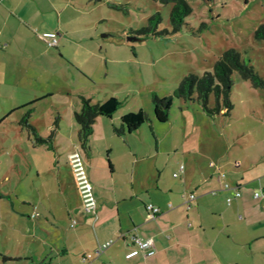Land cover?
Listing matches in <instances>:
<instances>
[{"label": "rangeland", "instance_id": "1", "mask_svg": "<svg viewBox=\"0 0 264 264\" xmlns=\"http://www.w3.org/2000/svg\"><path fill=\"white\" fill-rule=\"evenodd\" d=\"M188 1L193 7V13L187 19L189 25L176 34L140 41L133 39L136 35L129 34L131 29L147 25L148 18L156 12L163 16L159 28L171 27V4L154 0L60 2L59 12L62 13V6H66L63 17L67 37L64 43L61 38L60 51L54 48L50 51L61 52L63 60L55 62L57 65L51 61L54 73L49 76L35 62L31 92L9 94L3 91L0 94V121L11 113L0 124V264H69V258L55 260V253L50 252L60 244V234L72 230L68 217L57 221L54 215L43 210H36L40 214L36 216L34 208L26 201L37 197V188L42 191L45 187L43 199L46 204H52L57 217L65 214L68 192L62 194L57 181L53 185L49 176L57 173L55 151L63 153V149L70 145V139L77 137L79 126L74 112L82 107L80 96L90 97L94 103L104 102L112 96L122 102L111 118L101 116L98 119L99 135L94 140V150L96 155L106 158L107 147H112L113 157L123 169V175L129 168V164H124V152H130L133 147L143 158L139 168L147 187V202L155 201L158 196L167 203L171 201L172 193L178 197V200H172V204L181 203L179 206L186 210L182 197L188 193L185 183L193 177L199 183L203 182V176L211 169L208 167L211 159L216 160L228 152L239 156L257 153L256 137L263 133L261 123L247 115L252 114L253 107L263 114V99L257 92L264 90L252 89L250 82L242 80L238 72L233 74L231 92L234 119L212 117L198 103L176 97L169 119L162 122L156 117L153 94L160 97L172 95L186 75L213 70L215 61L229 48H236L245 59H251L264 76V40H258L254 35L255 30L264 24V0ZM42 3L44 8L50 7L46 0ZM86 20L90 23L88 27L82 25ZM56 22L50 14L46 24L41 26L51 27ZM77 40H81L80 43ZM42 44L48 46V43ZM36 72L40 75L37 76ZM49 94L52 96L36 104L32 118L40 135L46 139L59 118L61 130L56 149L50 148L49 142L38 143L33 135L20 131L18 120L23 112L14 111L15 107ZM141 108L148 112L150 121L129 135H116L113 126L121 125V116ZM245 129L250 133L236 138ZM181 165L186 167L185 173H179ZM38 168L40 177H37ZM66 169L70 175L69 168ZM176 172L179 173L177 177L174 176ZM155 186L162 191H157ZM201 191L199 189L197 193ZM206 196L205 199L211 197L220 209L233 208L220 195ZM195 201L188 211L191 215H195ZM30 215L35 216L31 218ZM46 217L49 223H54L55 230L51 224H42ZM37 221L40 224L36 226ZM240 257L241 264H249L246 254Z\"/></svg>", "mask_w": 264, "mask_h": 264}, {"label": "crops", "instance_id": "2", "mask_svg": "<svg viewBox=\"0 0 264 264\" xmlns=\"http://www.w3.org/2000/svg\"><path fill=\"white\" fill-rule=\"evenodd\" d=\"M42 1L0 0V94L3 91L9 94L18 91L31 92L35 77L34 63L37 62L39 68H44V73L49 76L51 72L54 73L50 67L51 61L52 64L57 65L55 62L63 60L61 52L55 54L50 49L60 51L61 38H63L61 43H64L67 37L64 24L66 21L63 17L66 6H62V13L58 11L60 2L64 0H46L50 5L46 8L43 7ZM68 1L72 3L75 0ZM50 14L54 19L56 18V25L42 27L41 24H46ZM40 16H42L41 19ZM88 21H83L82 25L88 27L90 24ZM39 26L41 29H37ZM46 31L58 33L57 45L42 44L47 42L39 34ZM80 41L76 42L80 43ZM257 94L263 99L261 104L264 110V92H257ZM50 96L52 94L38 99L42 101ZM26 104L15 107L14 111L21 110L24 114L26 111L23 109ZM33 113L31 121L35 125ZM234 113L233 109L230 116H219L230 120L234 119ZM10 114L4 115L0 124ZM247 117L261 123L263 133H259L256 137L257 153L239 156L228 152L222 153L216 160L211 159L208 164L211 169L207 175H204L205 177L203 176V182L199 183L197 178L193 177L185 183L188 193L182 194V197L185 199L186 210L183 206H179L182 205L181 203H177L176 206L172 204V200H178V197L172 193V196L170 195L172 199H169L170 204L158 196H155L153 202L146 201L147 187L139 168L143 158L139 157L140 155L133 147L130 152H124V164H129L131 170L129 171L128 168L123 175V169H120L113 157L112 147H107L106 158L101 154L96 155L93 143L99 135L96 124L101 116L94 124L87 150L81 147L78 137L79 129H76L77 137L70 139L71 143L63 149V153L55 151L54 168L57 173L52 177L49 176V181L53 185L55 180L57 181L62 194L68 192L65 214L57 217L52 204H46L47 202L43 199L46 196L45 187L42 191L37 188L35 194L37 197L26 201L28 206L34 208L36 216L40 215L36 210H43L54 215L57 221L66 220L64 216L68 217L69 223L74 218L78 219L76 226L72 227L70 224L72 230H66L62 236L58 232L60 244L50 250L51 254L55 253V260L65 261L64 259L69 258V264H241L240 256L246 254L249 264H264V200L254 196L256 189L264 187V112L262 114L258 108L253 107L252 114ZM58 119L53 137L47 143L52 149H56L57 136L61 130ZM19 126L20 131H25L20 124ZM37 129L39 132L38 127ZM246 133H250V130L245 129L239 132L236 138ZM75 150H81L85 157L87 172L98 203L96 214L86 215L83 210L82 198L69 164V154ZM236 161L240 162L239 166L235 165ZM66 167L69 168L70 175L67 174ZM185 168L181 173H185ZM220 171L226 172V178L220 176ZM40 176L38 168L37 177ZM225 181L238 185L242 193L230 204L227 199L232 195V191L223 188ZM155 188L159 192L162 191L158 186ZM199 189L202 191L197 193ZM206 195L215 197L220 195L233 208L220 209L211 197L205 199ZM194 201L195 215H191L188 211L192 208ZM150 203L159 207L160 211L155 214L150 212L147 209V204ZM49 222L47 218L42 224H51L55 230L54 223ZM38 223L37 221L36 226ZM136 236L143 239L152 238L153 245L145 250L140 249L134 243ZM110 239L114 240L113 243L101 253H97L98 247ZM131 252L133 254L128 256ZM87 254H92V257L85 258Z\"/></svg>", "mask_w": 264, "mask_h": 264}, {"label": "trees", "instance_id": "3", "mask_svg": "<svg viewBox=\"0 0 264 264\" xmlns=\"http://www.w3.org/2000/svg\"><path fill=\"white\" fill-rule=\"evenodd\" d=\"M162 4H171L170 28L160 29L163 21L160 12L152 14L148 18L147 25L140 29H131L130 35L143 38L160 37L180 32L185 25H189L188 17L193 13V7L188 0H154ZM205 24H203L204 26ZM255 38L264 40V24L255 30ZM238 72L242 80L249 81L256 89L264 90V76L258 71L251 59H245L236 48L225 50L215 61L213 70L205 71L203 74L190 73L180 82L179 87L170 96L160 97L153 94L155 114L159 121L169 119L170 109L174 97L183 99L190 103H198L204 112L215 117L219 115L230 116L234 103L231 92L234 85L233 74ZM214 103L211 104V98ZM82 107L75 111V119L79 125V141L84 150L89 148L90 137L94 131V124L100 116L112 117L122 106V102L115 96L104 102L94 103L90 97L80 96ZM41 99L34 100L25 105L26 112L19 120L21 127L33 135L38 143L51 141L54 130L48 138H43L37 127L31 121V115L36 110V104ZM3 121V120H2ZM150 121V116L143 108L130 111L121 117V125L114 126L117 135H124L136 131L143 123ZM57 124V119L55 125Z\"/></svg>", "mask_w": 264, "mask_h": 264}, {"label": "built area", "instance_id": "4", "mask_svg": "<svg viewBox=\"0 0 264 264\" xmlns=\"http://www.w3.org/2000/svg\"><path fill=\"white\" fill-rule=\"evenodd\" d=\"M39 36L44 39L49 45L55 46L57 45L59 41V35L55 31H46ZM69 164L72 169L73 176L75 178V181L78 186L79 193L82 198L83 202V210L86 215H91V214H96L97 211V198L94 193V188L93 184L91 182V179L88 175L87 168H86V163H85V157L84 154L81 150H75L69 154ZM236 166L240 165L239 161L235 162ZM185 166L181 165L180 167V172L184 171ZM178 172L174 173V176L177 177L179 175ZM220 176L222 178H226V172L220 171ZM223 188L227 190L232 191V195L228 197L227 201L228 203H232L234 198H239L242 193L241 190L239 189L238 185H233L228 181H225L223 183ZM254 196L259 199L264 200V187L258 188L254 191ZM264 207V204H263ZM147 209L152 212L153 214L157 213L160 211V208L153 205V204H147ZM78 223V219L74 218L71 221V226L74 227ZM113 239H110L106 241L105 243H102L98 249L97 253H101L104 251L108 246H110L113 243ZM134 243L142 250L148 249L153 245V239L148 238V239H143L141 237H134ZM133 253H129L128 256H131ZM92 254H87L85 258H91Z\"/></svg>", "mask_w": 264, "mask_h": 264}, {"label": "water", "instance_id": "5", "mask_svg": "<svg viewBox=\"0 0 264 264\" xmlns=\"http://www.w3.org/2000/svg\"><path fill=\"white\" fill-rule=\"evenodd\" d=\"M133 39H136V40H139V41L142 40V38H140L139 36L138 37L134 36Z\"/></svg>", "mask_w": 264, "mask_h": 264}]
</instances>
